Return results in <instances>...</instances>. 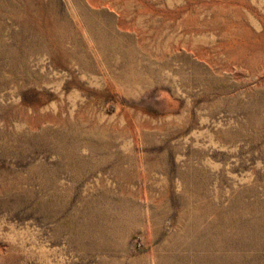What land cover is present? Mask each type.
<instances>
[{"label": "rangeland", "instance_id": "rangeland-1", "mask_svg": "<svg viewBox=\"0 0 264 264\" xmlns=\"http://www.w3.org/2000/svg\"><path fill=\"white\" fill-rule=\"evenodd\" d=\"M0 264H264V0H0Z\"/></svg>", "mask_w": 264, "mask_h": 264}]
</instances>
